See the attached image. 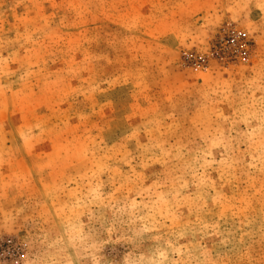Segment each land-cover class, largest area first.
Returning <instances> with one entry per match:
<instances>
[{"label":"rangeland","instance_id":"rangeland-1","mask_svg":"<svg viewBox=\"0 0 264 264\" xmlns=\"http://www.w3.org/2000/svg\"><path fill=\"white\" fill-rule=\"evenodd\" d=\"M0 264H264V0H0Z\"/></svg>","mask_w":264,"mask_h":264}]
</instances>
